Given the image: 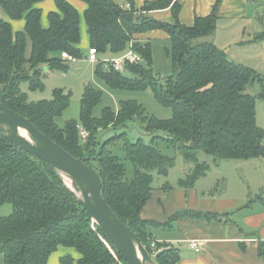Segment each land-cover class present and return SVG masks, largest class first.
<instances>
[{"label": "trees", "instance_id": "obj_1", "mask_svg": "<svg viewBox=\"0 0 264 264\" xmlns=\"http://www.w3.org/2000/svg\"><path fill=\"white\" fill-rule=\"evenodd\" d=\"M42 1L0 0V10L10 20L25 22L22 30L13 33L10 22L0 18V103L97 173L103 199L137 236L155 264H178L179 250L156 241L152 228L172 227L183 218L229 222L231 213L183 209L164 223L143 219L141 211L153 193L151 172L167 175L174 166V158L162 154L153 143L161 140L175 146L184 161L194 163L190 174L178 181L183 189H192L209 170L205 162L198 163L199 152L224 160L264 157V131L255 120L256 100L264 103V76L229 60L213 44L218 2L208 16L185 26L177 19L166 23L145 15L169 7L177 15L179 5H171V0L146 3L139 11L131 3L124 7L115 0H79L86 4L83 18L89 47L97 54L108 51L118 57L131 42L133 50L150 63V43L136 36L153 30L167 33L173 74L163 83L140 62L126 63L122 71L97 63L94 76L112 91L144 92L150 88L155 99L171 109L172 116L157 120L146 115L136 101L128 100L120 101L116 112L105 108L100 118H94L92 110L102 95L86 86L80 123L69 120L59 128L55 119L68 106V96L57 89L49 101L30 102L20 85L28 82L29 90H41L40 68L66 70L69 60L62 58V53L75 60L81 57L79 14L66 0H54L56 10L48 13V27L43 28L42 11L36 7ZM253 86H258L256 95L248 91ZM135 119L143 135L149 137L148 143L141 136L136 140L128 137L129 123ZM109 130L114 134L104 138ZM116 144L122 145L132 165L131 179L126 178L125 165L112 151ZM163 189L170 190L166 185ZM4 203L13 211L0 217L3 264H47L59 246L72 248L80 256L76 261L63 257L61 264H126L61 175L0 135V206ZM255 247L264 262V241L257 240Z\"/></svg>", "mask_w": 264, "mask_h": 264}, {"label": "crops", "instance_id": "obj_2", "mask_svg": "<svg viewBox=\"0 0 264 264\" xmlns=\"http://www.w3.org/2000/svg\"><path fill=\"white\" fill-rule=\"evenodd\" d=\"M66 1L78 11V48H87L88 57L89 37L83 18L86 4L79 0ZM115 1L124 7L131 3L139 11L146 3L156 0ZM171 1V5H179L177 15H174L170 7L147 12L145 15L166 23H173L177 19L180 24L191 26L196 18L208 16L218 2V20L212 38L213 44L223 50L229 60L264 76V0ZM36 7L42 11L41 26L47 28V15L56 10L54 0H44ZM10 24L15 33L24 28L25 22L24 19L12 20ZM161 32L164 31L153 30L139 34L136 38L142 42L160 36L168 39L167 33ZM259 36L262 38L256 39ZM254 202L257 205L255 203L239 207L238 201L234 199L199 200L194 190H173L168 195L156 190L143 207L141 217L164 223L175 212L183 209L218 214L236 209L239 221H231V217L229 222L222 223L183 218L176 220L172 227L152 228L151 232L156 241L171 244L179 250L178 264H264L255 247L257 240L264 241V197L256 196ZM190 240L203 242L198 253L189 247ZM67 256L74 261L80 257L74 249L59 246L49 256L47 264H61L60 259Z\"/></svg>", "mask_w": 264, "mask_h": 264}, {"label": "rangeland", "instance_id": "obj_3", "mask_svg": "<svg viewBox=\"0 0 264 264\" xmlns=\"http://www.w3.org/2000/svg\"><path fill=\"white\" fill-rule=\"evenodd\" d=\"M0 18L9 22L12 21L1 10ZM161 33L164 34V32ZM147 42L150 43L151 47V62L147 63L140 58V63L163 83L166 78L173 74L172 59L167 52L170 48V42L161 36L150 38ZM29 51L30 45L28 43L27 55ZM80 54L81 57L79 59L65 63L66 70L46 71L44 67L40 68L42 70L41 82L43 84L41 90H29L28 82H23L20 85L21 91L27 95V99L30 102L49 101L53 97V91L57 89L62 90L68 96V106L55 119L59 128H63L69 120L80 123V103L86 86H91L95 90L100 91L102 95L100 102L92 110V117L94 118H100L105 108H110L113 112H116L120 101L128 100L136 101L144 108L146 115L152 116L157 120L171 118V109L162 106L155 99L150 88L144 92L112 91L103 82L95 78L94 70L97 63L94 64L88 60L87 48H80ZM96 58L99 61H103L114 57L107 51L97 54ZM123 74L128 76L127 72ZM248 91L250 94L256 95L258 86H253ZM255 120L256 124L264 131V103L259 99L255 102ZM114 132L109 130L103 134V137L107 138L113 135ZM143 134V129L137 119L129 123L127 135L131 140H136L141 136L148 143L149 137ZM153 144L162 154L174 158V166L168 170L167 175H159L156 171L151 172L153 176L151 184L153 191L160 190L164 195H168L173 190H194L199 200L234 199L238 201L237 206L239 207L254 205L256 196L264 197V157L247 160H224L215 159L213 156L199 152L197 153L198 163L205 162L208 164L209 170L205 176L197 180L192 189H183L178 185V181L190 174L194 168V163L184 161L175 146H169L161 140H157ZM112 151L125 165L126 178L131 179L133 177V168L125 157L122 145L116 144L112 147ZM164 185L169 186L170 190H164ZM12 211V206L9 203H4L0 206V217L8 216ZM229 213H231V221H239L236 209H231ZM0 264H3L2 255H0Z\"/></svg>", "mask_w": 264, "mask_h": 264}, {"label": "water", "instance_id": "obj_4", "mask_svg": "<svg viewBox=\"0 0 264 264\" xmlns=\"http://www.w3.org/2000/svg\"><path fill=\"white\" fill-rule=\"evenodd\" d=\"M18 128L25 132L27 139L21 137ZM0 135L30 155L50 164L60 175L64 173L68 176L71 187L65 183L66 186L78 198L92 221L126 264H155L137 236L107 205L102 196L99 176L84 161L73 157L37 130L26 118L1 103ZM137 249L140 252L139 258Z\"/></svg>", "mask_w": 264, "mask_h": 264}, {"label": "built area", "instance_id": "obj_5", "mask_svg": "<svg viewBox=\"0 0 264 264\" xmlns=\"http://www.w3.org/2000/svg\"><path fill=\"white\" fill-rule=\"evenodd\" d=\"M96 55H97V52L95 51V49L89 48L88 60L91 63H94V64L95 63H101L104 68H108L111 66L115 71H122L123 66L126 63H129V64L139 63L140 58H141L140 55L133 50L131 42L129 43L128 50L124 54H122L118 57H115V58H112L109 60L106 59L103 61H99L96 58ZM61 56H62V58L68 59L69 61H72V62L75 60L72 57H70L69 55H67L66 53H62ZM80 133L82 135H84V132L81 131ZM202 245H203V242L199 241V240H190L189 241V247L191 249H193L196 253H198L200 251V248ZM151 247H154V242H152Z\"/></svg>", "mask_w": 264, "mask_h": 264}, {"label": "bare ground", "instance_id": "obj_6", "mask_svg": "<svg viewBox=\"0 0 264 264\" xmlns=\"http://www.w3.org/2000/svg\"><path fill=\"white\" fill-rule=\"evenodd\" d=\"M18 132L21 135V137L27 139V136L25 135V132L22 129L18 128ZM61 175L64 179V182L67 184V186L71 187V180L68 178V176L65 175L64 173H61ZM137 256L138 258L140 257V252L138 249H137Z\"/></svg>", "mask_w": 264, "mask_h": 264}]
</instances>
